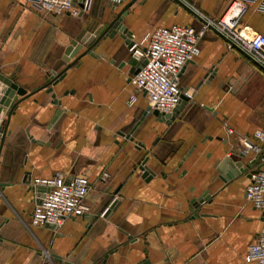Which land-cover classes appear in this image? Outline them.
<instances>
[{"label": "crops", "instance_id": "0c3cea01", "mask_svg": "<svg viewBox=\"0 0 264 264\" xmlns=\"http://www.w3.org/2000/svg\"><path fill=\"white\" fill-rule=\"evenodd\" d=\"M182 1L208 19L230 2ZM112 16L105 0H92L78 15L0 0V73L27 92L43 85L64 67L70 40ZM241 22L264 35L256 3ZM123 23L138 41L157 27L202 22L175 0H135ZM198 46L178 78L191 96L168 121L146 112L145 96L129 80L130 52L119 33L101 39L93 56L80 57L51 92L39 89L17 104L0 153V264H101L106 254L105 264L144 258L149 264H253L244 256L262 214L245 200L248 172L224 182L216 162L237 134L264 129V70L212 29ZM56 108L61 112L52 121ZM226 125L234 135H226ZM55 175L89 180L87 211L56 230L32 225L30 179ZM205 192L207 200L195 208L191 200Z\"/></svg>", "mask_w": 264, "mask_h": 264}, {"label": "built area", "instance_id": "2783aa9c", "mask_svg": "<svg viewBox=\"0 0 264 264\" xmlns=\"http://www.w3.org/2000/svg\"><path fill=\"white\" fill-rule=\"evenodd\" d=\"M92 0H29L38 11L50 14L68 13L78 15L89 10ZM110 6L124 0H105ZM256 3V10L264 13V0H230L221 15L215 19L202 16L198 28L190 25L157 27L147 32L140 40H131L130 55L145 64L129 78L135 92L142 93L148 104L146 112L156 110L170 113L179 104L180 95L191 96L179 84V73L184 65L199 54L198 42L210 27L217 30L229 48H236L247 55L264 70V35L241 19L248 4ZM135 95L129 98L133 104ZM227 136L235 134L230 125L225 126ZM237 142L227 150L242 155L249 162L248 183L245 200L262 214V224L254 240L248 245L244 260L247 263L264 264V129L256 128L251 136L237 134ZM33 207L30 224L56 230L66 220L84 215L87 211L84 198L91 188L84 176L55 175L30 179ZM106 209L100 213L104 215Z\"/></svg>", "mask_w": 264, "mask_h": 264}, {"label": "water", "instance_id": "95a60500", "mask_svg": "<svg viewBox=\"0 0 264 264\" xmlns=\"http://www.w3.org/2000/svg\"><path fill=\"white\" fill-rule=\"evenodd\" d=\"M135 0H130L126 3L120 10L117 12H113V6H110V11L113 13V16L106 20L103 23L98 24L91 32L86 31L77 39H71L69 44L64 49L63 55L61 59L65 62L64 67L58 71L57 73L52 74L49 76L48 79L45 80L44 84L36 87L29 92H27L26 88L19 85L15 82L12 78L0 73V116L2 114L5 115V119L0 123V153L2 147L5 142V138L7 135L10 134V130H8V124L10 121V117L14 114L15 107L17 104L34 93L39 89H45L47 92L52 91V85H55L57 82L63 79L66 74V71L77 64L80 57L85 54H89L93 56L94 50L96 49L99 41L101 39L108 37H112L115 34L119 33L120 36L125 40V43L128 46L131 44L130 40V32L128 28L124 25L123 20L125 15L127 14L128 7L134 2ZM178 4H180L183 8H185L190 14L199 18L201 22H206V20L198 14L195 10L189 7L186 3L182 0H175ZM216 34H218L221 38L224 37L214 28L210 27ZM243 53V52H242ZM244 54V53H243ZM247 56V55H246ZM248 57V56H247ZM249 58V57H248ZM250 59V58H249ZM127 63L130 65L129 73L135 74L144 64L145 60H137L131 55L129 56ZM54 97V94H52ZM186 101V96L180 95V102L177 106L172 110L170 113L161 114L156 110H153V114L158 116L161 120L168 121L173 115H175L178 110L182 107V105ZM53 102L55 104H59L57 99H54ZM60 108H56L52 121L56 119V117L60 114ZM225 156L219 161L216 162V170L219 175L222 177L224 182H228L231 179H234L244 173L250 164L245 157L242 155H237L234 151L232 155H227V150L225 152ZM142 171L141 177L145 178L148 181L151 178V175L144 169L143 164L139 168ZM249 175V174H247ZM1 186V185H0ZM207 192H205L200 198L192 199L191 203L195 208H198L200 203L204 200H207ZM107 212L104 213L106 215ZM108 254L104 255L101 264H105L106 258ZM48 264V263H45ZM135 264H149L148 259H142Z\"/></svg>", "mask_w": 264, "mask_h": 264}, {"label": "rangeland", "instance_id": "374dc122", "mask_svg": "<svg viewBox=\"0 0 264 264\" xmlns=\"http://www.w3.org/2000/svg\"><path fill=\"white\" fill-rule=\"evenodd\" d=\"M2 115H4V114H2ZM1 123V122H0Z\"/></svg>", "mask_w": 264, "mask_h": 264}]
</instances>
